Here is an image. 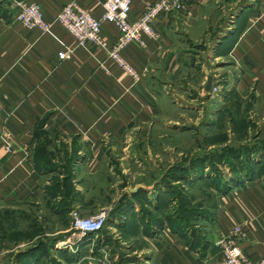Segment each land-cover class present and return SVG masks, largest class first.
Instances as JSON below:
<instances>
[{
    "label": "crops",
    "instance_id": "0c3cea01",
    "mask_svg": "<svg viewBox=\"0 0 264 264\" xmlns=\"http://www.w3.org/2000/svg\"><path fill=\"white\" fill-rule=\"evenodd\" d=\"M32 1L53 22L49 32L25 27L16 17L12 0L0 10V218L5 220L42 198V206L52 215L70 219L52 239L57 262L98 264L105 249L112 252L108 250L111 238H93L95 234L74 230L70 213L117 206L115 200L109 203V190H116L122 197L120 220L111 221L120 224V255L132 264H218L219 241L235 226L244 232L237 238L243 252L258 262L264 256V184L256 176L239 173L232 179L234 189L225 193L212 189L219 204L211 219L203 215L209 221V226L203 225V236L193 238L188 230L174 228L178 204L166 186L174 181L184 187L194 180L193 159L172 158L164 173L149 182H136L134 188L145 186L137 191L125 185L120 193L117 186L120 173L128 170V159L146 168L141 145L135 141L156 132L158 126L179 125L190 109L203 116V107L194 103L197 99L189 100L186 94L195 85L205 90L207 71L215 84L220 83L218 94L210 91V99L220 101L221 94H227L223 98L227 100L252 92L256 104L263 105L264 0H181L182 8L162 12L153 22L159 38L144 37L146 47L133 42L123 51L142 73V80L135 84L107 51L92 44L77 46L73 35L56 20L73 0ZM75 1L96 17L104 13V0ZM158 1L134 0L131 18L141 17L148 4ZM102 32L110 45L119 37L117 27L109 22L103 24ZM63 51L68 56L60 59ZM214 108L207 124L221 113V108ZM4 137L11 138L12 153L6 150ZM247 149L253 153L252 146ZM244 153H239L240 158ZM173 167L177 172L170 170ZM53 180L58 192L47 188ZM48 196L53 202L44 199ZM113 223V229H119ZM77 234L88 238L76 244ZM28 252L18 250L9 264H22L17 257Z\"/></svg>",
    "mask_w": 264,
    "mask_h": 264
},
{
    "label": "rangeland",
    "instance_id": "374dc122",
    "mask_svg": "<svg viewBox=\"0 0 264 264\" xmlns=\"http://www.w3.org/2000/svg\"><path fill=\"white\" fill-rule=\"evenodd\" d=\"M6 4L7 0H0L1 7L6 6ZM220 72L224 74V72ZM218 84L220 85V83ZM218 84H215L213 80L212 91L217 94ZM251 93H237L227 100H223L227 97V94H221L222 99L218 101V97L210 99L212 96L210 92L205 91L202 86L198 88L195 85V88L186 95L189 100L197 99L194 103L203 107V116L200 115L197 109H190L188 118L182 119V122L179 121V125L170 129L158 126L156 132H150L144 137H140L139 141L137 140L138 143L135 141L134 144L141 145L140 153L147 165L146 168H143L131 159L125 161L129 166H125L128 167V170L124 171V174L129 178V181H126L124 179L125 175L120 173V182L117 186L120 193H122L121 189L125 185L134 188L136 182L140 180L149 182L164 173L169 165V160L171 161L172 158V161H177L181 156L183 160H192L202 155L201 158H207L208 160L202 159L203 163L197 169L190 166V171H192L190 173H195L194 180H189L188 185L184 184V187L172 181L176 192L179 194L176 203L186 205L183 211L185 214L187 213L186 208H188L189 226L185 225L183 231L188 230L190 238L202 237L203 225L209 226L207 225L209 221L205 217L211 219V214H214L219 204L217 195L212 189L216 190L217 187L224 191L231 189L234 185L232 181L237 178L239 173L240 175H242L241 173H248V177L256 176L257 179H260V184H264V103L263 105H257L255 99L251 98ZM212 104L214 107L216 106L215 108H221V113L218 114L214 123L207 124L206 121L210 119L208 114L211 115L214 108ZM249 145L253 148L252 154L248 152L247 147ZM241 151L245 152L242 158L239 154ZM150 152L151 154H149ZM251 155H253V158H251ZM156 164H159V166ZM174 167L170 170H174ZM140 172H145L146 175L139 176L138 173ZM168 173H165L164 177H167ZM204 177L207 178L205 183H203ZM190 179H192V175ZM54 182L56 180L50 181L47 186L51 190L54 188L53 191L50 190L49 192H58V183L54 184ZM109 192V203L115 200L117 206L114 203L108 204L109 206L106 207L109 208L108 221L102 232L95 234L93 238L102 235L111 238L109 240L111 245L108 250L112 252H107V249H105L103 251L104 256L101 257L102 261L98 259L97 263L132 264L131 260L120 255V224L111 221L114 218L120 220L119 209L122 197H118L116 190H109ZM44 199L48 200L49 203L53 202V198L50 196ZM35 201L29 207H22L14 211L11 214L12 216L8 215L5 220L1 216L0 262L12 263V259L13 262L16 260L15 252L22 249L31 251L37 246H40L39 251H34L28 257L30 264H55L54 262L57 261L54 257L55 248L51 245L53 243L52 239L55 238V232L58 228L64 224L68 225L67 222L70 223L68 221L70 219L52 215L46 206H42V198H40V203L36 204ZM203 209H206V211ZM174 210L173 221L180 220L179 208L175 207ZM192 211L194 212L192 213ZM99 212L81 215L93 216ZM112 223L119 225V229H113ZM71 226L73 227L72 217ZM77 232L79 233V231ZM196 233H199V236ZM126 235L131 234L126 233ZM86 238L88 236L77 234L76 244L83 243ZM41 242L46 244L41 246ZM57 263L59 264V262Z\"/></svg>",
    "mask_w": 264,
    "mask_h": 264
},
{
    "label": "built area",
    "instance_id": "2783aa9c",
    "mask_svg": "<svg viewBox=\"0 0 264 264\" xmlns=\"http://www.w3.org/2000/svg\"><path fill=\"white\" fill-rule=\"evenodd\" d=\"M17 9V19L27 28L39 29L43 33L49 32L53 22L48 20L42 7L32 0H12ZM134 0H104V13L96 17L89 10L73 0L66 4L57 14L56 20L74 37L77 46L88 48L90 44L107 51L110 60L131 78L132 84L142 80L140 73L131 65L123 55L124 49L130 43H137L140 47L147 46L144 37L158 39L159 34L153 26L154 20L162 12H169L182 8L181 0H159L147 5L143 15L132 19ZM114 24L118 31L117 41L110 45L103 36V24ZM68 54L59 53L60 59H65ZM4 146L9 153L13 152V143L10 137L3 138ZM1 194V183H0ZM108 210H102L93 216H82L77 210H72L73 227L83 234H99L108 221ZM244 236L241 226H235L229 236H224L219 241L222 256L218 264H264V256L258 262H252L243 252L237 242L238 237Z\"/></svg>",
    "mask_w": 264,
    "mask_h": 264
},
{
    "label": "trees",
    "instance_id": "16d2710c",
    "mask_svg": "<svg viewBox=\"0 0 264 264\" xmlns=\"http://www.w3.org/2000/svg\"><path fill=\"white\" fill-rule=\"evenodd\" d=\"M1 6H0V10H1ZM249 151V150H248ZM224 155V154H223ZM226 156V155H225ZM202 159H205V158H201V157H199V158H195V159H193L192 160V162H191V165L190 166H192L194 169L196 168H198L202 163H203V161H201ZM205 160H208L207 158L205 159ZM204 160V161H205ZM206 162V161H205ZM174 171H176L177 172V170H172V172L174 173ZM202 173V172H201ZM167 182V181H166ZM232 183H234V181H232ZM237 183V182H236ZM168 188H169V191H170V193H171V195H173V197L174 198H176L177 200H178V197H179V194H178V192H176V188L172 185H170L169 183L166 185ZM175 189V190H174ZM217 189L221 192V193H225L228 189H226L225 191L223 190V189H221L220 190V187H217ZM184 207H186V205H183V204H179L178 205V208H179V210H178V212H179V217H180V220L178 219V220H176V221H173V224H174V228H176L177 230H178V228H179V230L181 231V229L185 226V225H188L189 226V219H188V215H187V213H188V208H186V211H187V213L185 214V212L183 213V211H184ZM191 212V211H190ZM194 211H192V213H193ZM183 214V216L181 217V215ZM46 243L45 242H41V246L42 245H45ZM39 248H40V246H37L35 249L33 248L31 251L29 250V252L28 253H25V254H20V255H18V257H17V261L19 262V263H22V264H30L29 263V258L28 257H30V254H32L34 251H39ZM36 256H37V254H36ZM35 256V257H36ZM55 264H58L57 263V261H55L54 262Z\"/></svg>",
    "mask_w": 264,
    "mask_h": 264
},
{
    "label": "water",
    "instance_id": "95a60500",
    "mask_svg": "<svg viewBox=\"0 0 264 264\" xmlns=\"http://www.w3.org/2000/svg\"><path fill=\"white\" fill-rule=\"evenodd\" d=\"M208 73V76H207V84L205 86V90L207 92H210L213 90V76L209 73V71H207ZM145 186L142 185V184H138L135 186V188H131V191L134 192V191H137L138 189L140 188H144Z\"/></svg>",
    "mask_w": 264,
    "mask_h": 264
}]
</instances>
